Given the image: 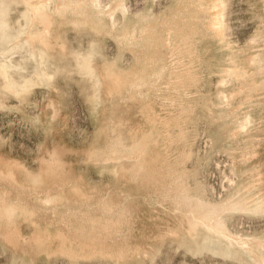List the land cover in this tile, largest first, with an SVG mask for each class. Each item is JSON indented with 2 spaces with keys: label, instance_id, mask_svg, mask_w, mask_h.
I'll use <instances>...</instances> for the list:
<instances>
[{
  "label": "bare ground",
  "instance_id": "obj_1",
  "mask_svg": "<svg viewBox=\"0 0 264 264\" xmlns=\"http://www.w3.org/2000/svg\"><path fill=\"white\" fill-rule=\"evenodd\" d=\"M227 4L228 0H178L165 16L150 6L132 14L126 0H113L111 5L104 0H0V106L9 96L25 101L36 85L57 95L56 76L75 72L84 82L80 92L90 115L94 122L101 120L93 139L81 148L83 159L97 167L115 166L110 174L125 179L130 188L115 191L85 186L67 164L65 155L72 148L64 144L43 147L36 159L37 170L1 154L2 238L18 244L22 252H36L45 247L44 238L51 233L41 228L45 230L42 236L21 241L18 223L23 219L35 226L39 218H46L54 223L59 251L71 257L107 254L116 264H126L150 257L165 238L198 248L206 238L215 237L231 250L241 249L259 258L264 242L231 235L226 213L264 212V156L258 150L261 142L264 145V0L261 26L242 48L228 38ZM18 6V19L12 21L10 12ZM67 29L74 31L75 48L66 40ZM82 34L88 37L85 49ZM110 37L131 53L129 68L121 69L105 55V41ZM207 37L217 42L220 87L215 99L207 98L210 102L203 106L208 110L218 106L217 118L228 124L226 132L235 146L233 167L248 172L254 183L234 201L218 204L186 186L183 173L175 167L176 148L184 135L175 128L189 117L191 91L200 80L193 61L195 46ZM46 104L51 106L52 119L60 117L56 97H49ZM118 109L131 116L116 118ZM140 199L150 207L147 212H155V220L160 218L163 224L157 229L150 226L156 230L149 233L136 228Z\"/></svg>",
  "mask_w": 264,
  "mask_h": 264
},
{
  "label": "rangeland",
  "instance_id": "obj_2",
  "mask_svg": "<svg viewBox=\"0 0 264 264\" xmlns=\"http://www.w3.org/2000/svg\"><path fill=\"white\" fill-rule=\"evenodd\" d=\"M109 1L111 5L113 0H104L105 3ZM177 2L178 0H126V5L132 14H139L150 6L149 9H152L155 13L167 16L176 8ZM262 4L263 0H228L227 34L235 47H244L258 27L261 26ZM20 8L21 6H18V9L10 12L12 21L18 19ZM65 32L66 40L68 39L69 41H67L75 48L77 42L74 31L67 29ZM106 39L105 55L121 69L129 68L133 64L131 53L120 49L111 37ZM87 40L86 34L80 36L83 49L86 48ZM253 50H256V48L251 49V51ZM217 51V42L211 37L197 41L193 61L200 80L191 91L190 97L193 100L191 106L193 108L188 114L189 117L187 119L183 118L175 128L176 132L183 131L184 133L182 141H179L176 148L177 164L175 167L178 172L183 173L182 176L186 186L192 190H199V194L203 193L204 198L213 204L234 201L241 193L246 191L245 189L254 184L248 172L241 173L235 171L236 169L233 167L235 146L226 132L229 129L228 124L217 118L218 106L214 104L209 110L203 106V104L210 102L207 98L215 99L216 88L220 87L218 85L219 72L215 64ZM18 55L16 53L14 57ZM55 79L57 89L53 91L57 95L52 94L44 85H36L32 87L25 101H19L15 96H9L4 100V105L0 106V155L2 154L1 156L13 160L18 159L19 162L21 160L30 169L37 170L39 166L37 160L44 150L43 147L52 148L53 143L64 144L72 148V152L75 148L76 152L72 154L70 150L71 154L67 153L65 158L67 157V164H71L70 167L73 166V169H71L76 177L80 181L82 180L83 184L85 183V186L98 190H129V184L125 179L114 178L110 174L111 170L116 169L115 166L97 167L83 159L84 153L81 148L87 146L93 139L92 134L98 129L97 127L101 121L94 122L90 115L88 104L80 92V87L84 85V82L75 72H71L69 76L58 75ZM87 90L88 88L85 89V91ZM230 90H232L231 87ZM49 97H56L59 101L61 118H54L55 121L49 115L51 114L49 113L50 105L46 104ZM45 104L46 108H44ZM156 107L159 108L158 104H156ZM128 112L118 109L115 112L116 118L123 114H130L129 116H131V112ZM134 114L132 116L136 117L137 113ZM62 117L63 120H60ZM49 118L54 123L50 122ZM56 121L57 123H55ZM263 136L264 133H262L264 139ZM262 146H264L263 142L259 145L258 150L259 154L264 156V153H262L264 147ZM78 149V152L81 151L83 156L81 152L80 154L77 152ZM245 183L248 184L245 185ZM240 186L243 189L238 192ZM140 200L142 202L140 201L141 207L138 211L136 228H139L140 232L145 228V232L149 233L163 224L160 225V218L157 221L155 220V218L157 219L154 215L155 212H151V210L147 212L150 207L147 208L146 202ZM144 212L151 214L147 216ZM226 214L227 229L231 235L253 243L255 240L260 239L261 243L264 242V212L230 210ZM21 220L18 223V231L22 236L20 240L24 238L21 241H27L29 238V240H32L33 235L40 234L42 236L45 231H42V229H46V233L49 231L48 234H53L51 237L50 234L48 238H44L45 247L39 248L36 252L33 250L22 252L21 248H19V252L16 247L18 244L8 243L5 238L0 236V264H116L114 259L107 254H82L71 257L66 252L59 251L58 238L53 236L55 226L50 220L39 218L35 222V226H33L34 223L29 224L27 220L26 222L23 219ZM44 223L46 228L43 227ZM51 224H53V227ZM150 226L156 227V229ZM37 227L42 229L38 230ZM34 231L39 233L32 234ZM41 231L42 233H40ZM136 232H138V229H136ZM49 239L51 243L47 242ZM262 244L261 252H259L261 254L258 258L255 256L256 254L241 249L231 250L225 241L215 237L206 238L198 248L180 246L176 242L165 238L160 245L156 246L153 255L150 257L144 256L140 260L129 261L126 264H264V243Z\"/></svg>",
  "mask_w": 264,
  "mask_h": 264
}]
</instances>
